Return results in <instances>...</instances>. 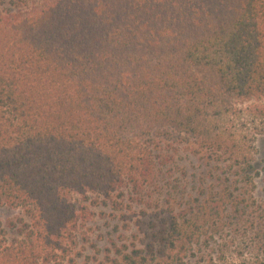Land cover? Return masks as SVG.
Here are the masks:
<instances>
[{
	"label": "trees",
	"instance_id": "obj_1",
	"mask_svg": "<svg viewBox=\"0 0 264 264\" xmlns=\"http://www.w3.org/2000/svg\"><path fill=\"white\" fill-rule=\"evenodd\" d=\"M262 138L264 0L0 13V208L26 218L12 241L1 230L0 264H207L217 233L257 224ZM181 152L205 168L192 191L174 185ZM100 207L131 242L91 257L82 228Z\"/></svg>",
	"mask_w": 264,
	"mask_h": 264
},
{
	"label": "rangeland",
	"instance_id": "obj_2",
	"mask_svg": "<svg viewBox=\"0 0 264 264\" xmlns=\"http://www.w3.org/2000/svg\"><path fill=\"white\" fill-rule=\"evenodd\" d=\"M14 1L16 3H12ZM45 1L46 0H0V13L17 14L19 12L31 11L41 7ZM234 100L240 106L255 102V100H244L236 97ZM256 148L257 172L259 175L256 177L254 198L257 202V206H260V208L258 212L249 215V217L251 220H255L257 224L254 228H250L249 225V228L244 226L243 228L241 226L239 227L242 230L247 228V230H249L247 233L245 231L237 233L235 231V226H228L225 230L217 233L215 240L211 241V246L206 247V249L198 254L199 258L202 256L207 258V264H211L208 260L211 255L214 256V263L212 264H228L229 262H235V257L240 250H242V257L238 261V264H242L243 262L247 264H264V138L257 141ZM203 169L205 170V168L201 167L200 162L189 157L185 152H181L178 156V167L175 168L174 185L181 190L178 184V180H180L183 183L182 186H186L189 188V191H192L193 187H197V183H195L194 180H200V178H202L201 171ZM185 170L188 171L189 175L190 183L188 186L183 178ZM209 182L208 188L210 191L214 182L212 180H209ZM219 184L220 183H217L216 188H220ZM91 212V220L85 223L82 228V233L86 234L89 242L86 245H81V247H87L86 255L91 257L94 256L96 252L92 247L93 245H97L103 252L107 247L111 246L112 240L118 241L119 244H124L128 241L130 244L132 233L116 231L117 227L122 225L118 220L113 219V212L111 209L105 207L93 208ZM24 219L26 218L21 209L0 208V234L1 230L6 231L9 241L18 238L19 228L21 226L20 222ZM258 223H262L263 227L260 237L256 238L254 233ZM223 247H227L228 252L226 253L225 261L220 259ZM195 261H197V259H195Z\"/></svg>",
	"mask_w": 264,
	"mask_h": 264
}]
</instances>
